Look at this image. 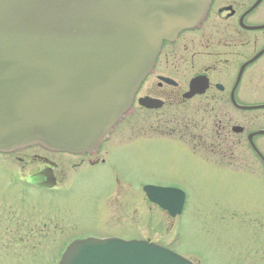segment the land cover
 I'll list each match as a JSON object with an SVG mask.
<instances>
[{
    "label": "water",
    "instance_id": "95a60500",
    "mask_svg": "<svg viewBox=\"0 0 264 264\" xmlns=\"http://www.w3.org/2000/svg\"><path fill=\"white\" fill-rule=\"evenodd\" d=\"M210 0H0V152L32 144L91 152L126 113L163 40L197 25ZM197 85L196 81L191 87ZM196 87V86H195ZM139 104L156 108V100ZM29 180L51 186L53 178ZM171 216L184 193L147 185ZM59 264H193L143 240L73 241Z\"/></svg>",
    "mask_w": 264,
    "mask_h": 264
},
{
    "label": "rangeland",
    "instance_id": "374dc122",
    "mask_svg": "<svg viewBox=\"0 0 264 264\" xmlns=\"http://www.w3.org/2000/svg\"><path fill=\"white\" fill-rule=\"evenodd\" d=\"M162 110H130L107 155L97 156L107 161L78 168L55 196L14 183L15 171L25 182L40 168L17 157L40 152L59 163L65 175L57 191L77 172L70 167L76 159L37 149L0 155V264H57L68 243L85 238L145 239L195 264H264V177L256 159L248 154L253 162L244 171L239 160L193 156L172 141L177 123H163L171 111ZM144 185L183 191L182 212L170 218L146 199Z\"/></svg>",
    "mask_w": 264,
    "mask_h": 264
},
{
    "label": "flooded vegetation",
    "instance_id": "af4514ba",
    "mask_svg": "<svg viewBox=\"0 0 264 264\" xmlns=\"http://www.w3.org/2000/svg\"><path fill=\"white\" fill-rule=\"evenodd\" d=\"M263 5L264 0H211L205 17L197 26L162 43L151 71L133 97L131 113L136 110L143 113L162 109L171 111L165 112L160 120L165 124L177 123L175 130L179 134L172 141L184 151L206 162L207 154L220 155L217 157H225L230 163L239 160L244 171H249L248 165L253 162L248 161L249 154L256 159L264 177ZM254 17L259 21L251 20ZM192 80L197 85L191 89ZM142 98L156 100L160 106L148 108L140 105ZM188 111H191L190 116ZM216 111L221 118L215 117ZM109 138L91 153L51 152L78 161L70 165L77 172L60 191L57 189L65 171L61 170L59 163L40 152L17 157L21 163L30 160L40 166L34 173L47 170L45 173L53 178L51 188L37 187L25 181L26 184L52 196L68 189L78 168L83 165L82 169L95 167L107 161V157L97 156L102 150L107 155ZM29 149L46 152L41 147L32 146L17 153ZM214 163L221 165L217 161ZM224 166L231 167L229 163ZM15 175V184L24 185L17 171Z\"/></svg>",
    "mask_w": 264,
    "mask_h": 264
}]
</instances>
